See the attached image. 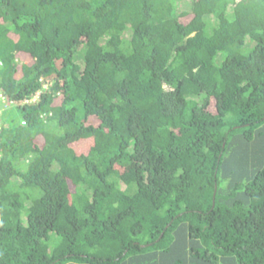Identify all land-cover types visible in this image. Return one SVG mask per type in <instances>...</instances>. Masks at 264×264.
<instances>
[{"label":"trees","instance_id":"trees-1","mask_svg":"<svg viewBox=\"0 0 264 264\" xmlns=\"http://www.w3.org/2000/svg\"><path fill=\"white\" fill-rule=\"evenodd\" d=\"M0 264H264V0H0Z\"/></svg>","mask_w":264,"mask_h":264}]
</instances>
